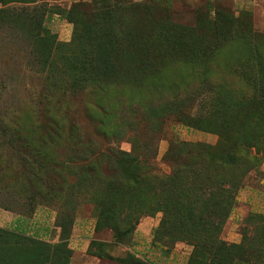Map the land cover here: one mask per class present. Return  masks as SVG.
I'll list each match as a JSON object with an SVG mask.
<instances>
[{"label":"rangeland","instance_id":"374dc122","mask_svg":"<svg viewBox=\"0 0 264 264\" xmlns=\"http://www.w3.org/2000/svg\"><path fill=\"white\" fill-rule=\"evenodd\" d=\"M4 9L17 15L0 18V264H264V0ZM134 143L137 162H120ZM153 165L198 178L163 187L165 209ZM133 168L152 206L134 228L121 208L117 229L92 198Z\"/></svg>","mask_w":264,"mask_h":264},{"label":"trees","instance_id":"16d2710c","mask_svg":"<svg viewBox=\"0 0 264 264\" xmlns=\"http://www.w3.org/2000/svg\"><path fill=\"white\" fill-rule=\"evenodd\" d=\"M10 9H4V10H0V18H3L4 16L8 17L10 15L16 16V13H13L11 11H7ZM42 25V21H40L39 23V27H41ZM43 28V27H42ZM41 28V29H42ZM178 95H180L179 97V102H182V91L178 93ZM127 99L128 103H133V102H139L141 105L144 106L145 104V100L142 97H138L135 100L128 99L127 96H125ZM124 97V98H125ZM135 98V97H134ZM138 104V103H137ZM91 112V111H89ZM49 116V115H48ZM94 119H97L93 116ZM50 123H51V127L54 129H59L61 126L63 125L59 120L55 119L54 117H50ZM105 125H100L99 126V132L101 135H104L105 137H107L109 135V132L104 128ZM62 129V128H61ZM141 152L138 144L134 143L133 144V150L131 153H126L121 151L119 154V160L120 162H123L124 160H128L129 162H137V158L139 157V153ZM153 169L156 172V168L153 165ZM187 172H183L178 174V170L175 171L173 173V175H175L172 179L170 180H165L164 176L161 174H158L157 172L154 174V176L152 177L153 180H155L156 182L160 183V185H157L156 187L152 188V195L150 196V199H152V202L155 203V200H163L166 199L167 201L169 200L168 198V194L170 192H172L171 190H169L170 188H173L175 185H177L179 182H181L180 180H182L183 175L185 174V177L189 178L191 175H193L191 178L195 179L194 176L197 172L195 171V169H187ZM247 171H242V168L240 167V164H236V167L233 168L230 172L229 175L234 177V178H238L235 180L234 184L236 187H238L241 184V178L243 176H246ZM201 176V175H199ZM211 178L213 176L212 173H206L203 174L201 177L205 178L208 177ZM146 176L144 174V172H140V171H135L133 168L132 171V175L131 178H128V180H123V179H119V180H115V181H111L108 182L107 184L104 183V189L103 192L98 195L93 199V202L95 203V206L97 209H99L100 213H104V212H111V216H110V223L109 225H115L117 227V229L120 227V219H116L114 218L118 212H120L119 210L121 208H128L129 210V216L127 217V222L128 224H132V227L134 228L135 225H137V223L139 222V219L142 216H147L149 214V208H151L152 205H144L142 204V200L144 198L147 197L148 193H150L148 190H146L145 186L143 185V181L145 180ZM181 178V179H180ZM187 178H183V180H186ZM198 178V177H196ZM103 184V183H102ZM163 187H169V189H164ZM237 190V188H235ZM110 195V196H109ZM157 200V201H158ZM233 202V199H232ZM158 205L162 206L166 209L167 204L164 203H160L158 201ZM156 206V210H160L162 209L161 207ZM166 217L167 219H165V223L163 226H165L166 224L172 222V220H174V215L170 212H168L166 210ZM134 223V224H133ZM166 227L169 228H173V225H168ZM121 228V227H120Z\"/></svg>","mask_w":264,"mask_h":264}]
</instances>
